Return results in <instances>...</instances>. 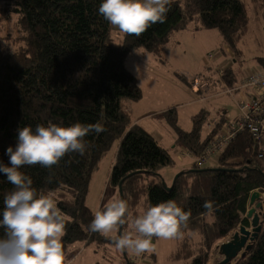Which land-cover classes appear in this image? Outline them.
I'll use <instances>...</instances> for the list:
<instances>
[{"label":"trees","instance_id":"obj_1","mask_svg":"<svg viewBox=\"0 0 264 264\" xmlns=\"http://www.w3.org/2000/svg\"><path fill=\"white\" fill-rule=\"evenodd\" d=\"M99 3L0 0V14L17 35L12 40L10 34L0 39V160L7 163L5 149L15 145L19 127L35 128L48 121H99L105 131L85 137L88 147L83 156L69 153L54 165L50 182L46 180L48 169L38 164L22 166L32 177L37 194L50 195L64 216V256L75 243L98 248L112 244L109 236L89 231L94 211L86 201L94 174L117 144L109 184L120 197L122 182L123 198L134 216L151 204L175 200L190 215L183 234L174 237L177 247L170 262L207 264L218 241L240 225L250 226L245 216L251 194L264 192V162L257 158L256 142L248 132H238L222 149L216 168L203 169L194 163L180 172L174 184H168L171 190L165 189L162 171L175 160L123 109V99L136 102L142 97L125 61L140 49L160 57L172 36L189 24L196 29L217 30L224 44L239 57L238 44L248 32V8L264 14V0H170L163 23L151 24L139 36L124 33L122 42L112 38L111 27L98 14ZM256 59L264 68V59ZM222 79L228 86L236 82L230 70ZM165 118L177 142L194 158L205 153L223 126L219 121L204 135L209 118L206 110L192 117L190 131L181 129L176 110L166 112ZM11 189L0 176V207ZM206 200L213 202L214 209L207 214L203 208ZM260 224L258 238L235 264H264V214ZM156 239L154 236L152 241Z\"/></svg>","mask_w":264,"mask_h":264},{"label":"clouds","instance_id":"obj_2","mask_svg":"<svg viewBox=\"0 0 264 264\" xmlns=\"http://www.w3.org/2000/svg\"><path fill=\"white\" fill-rule=\"evenodd\" d=\"M169 3L170 0H100L97 11L110 27L139 36L151 24L164 22ZM104 131L99 121H48L35 128L26 125L17 129L15 145L5 149L7 163L0 160V176L12 185L0 207V264H65L64 216L50 195L37 194L32 177L22 171V166L38 164L48 169L46 180L50 182L54 165L69 153L83 156L88 147L85 137ZM203 208L206 214L211 213L213 202L206 200ZM189 215L169 199L151 204L134 216L127 200L116 196L94 212L88 229L104 236L111 234L116 249L139 255L151 249L154 236L167 239L182 235Z\"/></svg>","mask_w":264,"mask_h":264},{"label":"rangeland","instance_id":"obj_3","mask_svg":"<svg viewBox=\"0 0 264 264\" xmlns=\"http://www.w3.org/2000/svg\"><path fill=\"white\" fill-rule=\"evenodd\" d=\"M2 6L3 4H0V7ZM248 14V32L244 36L247 46L243 45L240 49V58H237V64H235L236 69L232 70L237 82L250 74L264 72L263 66L256 59H264V14L251 7L248 8ZM2 17L0 14V39L8 38L9 34L11 40L16 39L17 35L12 31V25ZM192 27L194 24L187 26L184 38L175 42L172 40L164 46L162 56H154L140 49L131 52L125 61L127 70L136 78L142 97L136 102H127L126 99H123L121 105L124 110L130 113L133 122L142 118L139 121L140 126L147 130L159 145L174 157V164L165 167L162 171V176L169 185L173 183L177 175L174 176L175 171L182 169L189 160L182 158L185 163L178 161L181 159L182 153L186 154L187 150L177 142L176 133L166 121V112L176 110L179 126L184 131H190L193 126L192 117L202 109L209 110L212 115L208 118V123L203 131L204 135L222 118L223 126L217 136L223 135L231 129H237L240 119L235 100L230 94L223 93L229 86L222 84L223 91L208 102H195L197 94L192 92L188 86L189 83L194 79L204 80L210 85V92L218 94L222 80L219 69L223 66L226 67L231 60H226L227 62L224 64L217 62L220 55L224 58L228 57L223 54L225 45H221L217 30L197 29L202 32L196 33L191 30ZM117 38H120V35H117ZM121 40L122 38L117 41ZM248 43L252 46L250 47ZM161 59H163V63H161ZM233 60L235 59L233 58ZM181 74L185 77H182ZM238 94V92L234 94L236 99L239 97ZM116 150L117 144L101 162L99 170L94 174L90 183L86 202L94 212L100 210L109 199L118 196V191L109 184V175ZM220 153V150L216 151L213 158L200 167L203 169L216 168ZM262 193L263 210L261 214H264V192ZM249 223L251 224L250 221ZM248 228L251 229V227ZM238 229L239 227L235 231ZM118 231L119 229L116 230V234ZM234 232L214 245L207 264H218L223 260L218 247L227 242ZM176 247L177 242L174 237L158 238L152 241L151 249L139 255L129 250L116 249L113 244H106L98 248L95 245L75 243L65 255V264H127L129 260L125 258L124 254L130 259V264H171L169 258ZM240 258L241 256L232 264H235Z\"/></svg>","mask_w":264,"mask_h":264},{"label":"built area","instance_id":"obj_4","mask_svg":"<svg viewBox=\"0 0 264 264\" xmlns=\"http://www.w3.org/2000/svg\"><path fill=\"white\" fill-rule=\"evenodd\" d=\"M221 77L225 75V70L220 69ZM192 90L200 96L202 100L210 91V85L204 80L194 79L191 81ZM239 93L238 99H235L239 109L240 119L237 129H231L223 135H218L207 147L205 153L195 158L194 163L202 165L213 158L216 151L227 146L240 131H246L256 142L257 158L264 162V72H257L246 76L242 82L236 86H229L224 93ZM187 156H191L187 154ZM263 199V198H262ZM263 202V201H262Z\"/></svg>","mask_w":264,"mask_h":264},{"label":"water","instance_id":"obj_5","mask_svg":"<svg viewBox=\"0 0 264 264\" xmlns=\"http://www.w3.org/2000/svg\"><path fill=\"white\" fill-rule=\"evenodd\" d=\"M180 174L181 173L176 175L173 184ZM162 184L165 189H172V186L169 187L165 180H162ZM119 193L120 197L123 198L122 182L119 185ZM262 198L263 193L260 191H255L251 194L248 205L249 209L247 211V215L245 216V218L251 222V229L244 225H240L238 231H235L227 242L218 247L223 256V260L218 264H232V262L239 256H244L251 248L252 243L258 238L262 228L260 224V216L263 210ZM119 234L120 229L118 231V235ZM124 256L127 259L126 254H124ZM127 264H130L129 261H127Z\"/></svg>","mask_w":264,"mask_h":264},{"label":"crops","instance_id":"obj_6","mask_svg":"<svg viewBox=\"0 0 264 264\" xmlns=\"http://www.w3.org/2000/svg\"><path fill=\"white\" fill-rule=\"evenodd\" d=\"M111 30H112V38L115 40V41H117L118 39H121L122 38V40L121 41H117V42H122L123 41V39H124V33L123 32H120V31H118L117 29H115V28H112L111 27ZM185 30L186 29H184V30H182V31H179V32H177L176 34H174L173 36H172V38L170 39V41L169 42H171L172 40L175 42L176 40H178V39H180V38H184V32H185ZM192 31H194V32H196V33H200V32H202V30H197L195 27H192V29H191ZM219 33V32H218ZM180 34H182V37H180ZM117 35H120V38H117ZM217 36V35H216ZM245 36V35H244ZM242 37V41L240 40V42H239V44H238V49H239V55H240V49L243 47V45H245V46H247V41L245 40V37ZM219 38H220V42H221V45L222 44H224V42H223V38H222V36L220 35V33H219ZM168 42V43H169ZM178 42V41H177ZM244 42H246V43H244ZM225 45V44H224ZM248 45L251 47L252 46V44H249L248 43ZM165 48H163V50H164ZM163 50H162V52H163ZM224 52H223V54H225L226 56H228L227 58H224L222 55H220V57L217 59V62H219V63H222V64H224V63H226L227 61L226 60H228L229 59V61H230V63H227V65H226V67L225 66H223V67H221V69H224L225 70V73L227 74V71H232V70H234V69H236V66H235V64H237V58H240V56L239 57H237L235 54H233V52L225 45V50H223ZM162 52H161V56H162ZM233 58L235 59V60H233ZM163 59H161V63H163V61H162ZM221 64V65H222ZM205 67H206V65H205ZM220 70V69H219ZM233 73V72H232ZM181 76L182 77H185L183 74H181ZM233 76L236 78V76L233 74ZM222 78V77H221ZM242 81V80H241ZM240 81V82H241ZM239 81L237 82V80H236V82L234 83V85L233 86H235L237 83L239 84L240 83ZM226 85V86H228L227 85V83L224 81V79H222L221 81H220V86H219V89H220V91H219V93L218 94H215V93H212V92H210L209 94H207V96H206V99L205 100H202L201 98H200V96L197 94V97H196V100H195V102H208L209 100H211V99H213L214 97H216L217 95H219L220 94V92H222L223 91V85ZM237 84V85H238ZM188 86H190V89L192 90V88H191V83H189V85ZM192 92H194L193 90H192ZM195 93V92H194ZM223 93H224V91H223ZM233 98V97H232ZM236 98H233V100H235ZM127 102H129V101H127ZM235 102V101H234ZM236 103V102H235ZM202 110H206V111H208L209 112V118H210V116L212 115L211 114V112L209 111V110H207V109H202ZM201 111V110H200ZM130 114V113H129ZM142 118H138V119H136L133 123L134 124H138V125H140V123H139V121L141 120ZM223 119V118H222ZM220 120V121H223V120ZM230 131V130H229ZM226 132H228V131H226ZM174 158V157H173ZM181 158V159H180ZM180 160H178L180 163L182 162V163H185V161H183L182 160V158H186L187 160H189L183 167H182V169H179V170H176L175 171V173H174V176L176 175V174H178V173H180L182 170H184V169H187V168H190L193 164H194V157H192V156H187V152H186V154H183L182 153V157L180 156ZM166 182V181H165ZM168 185V184H167Z\"/></svg>","mask_w":264,"mask_h":264},{"label":"bare ground","instance_id":"obj_7","mask_svg":"<svg viewBox=\"0 0 264 264\" xmlns=\"http://www.w3.org/2000/svg\"><path fill=\"white\" fill-rule=\"evenodd\" d=\"M195 160V159H194Z\"/></svg>","mask_w":264,"mask_h":264},{"label":"flooded vegetation","instance_id":"obj_8","mask_svg":"<svg viewBox=\"0 0 264 264\" xmlns=\"http://www.w3.org/2000/svg\"><path fill=\"white\" fill-rule=\"evenodd\" d=\"M250 227V226H249Z\"/></svg>","mask_w":264,"mask_h":264}]
</instances>
